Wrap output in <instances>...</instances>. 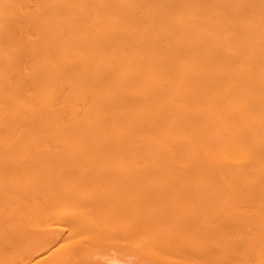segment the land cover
<instances>
[{"label":"bare ground","instance_id":"obj_1","mask_svg":"<svg viewBox=\"0 0 264 264\" xmlns=\"http://www.w3.org/2000/svg\"><path fill=\"white\" fill-rule=\"evenodd\" d=\"M0 264H264V0H0Z\"/></svg>","mask_w":264,"mask_h":264}]
</instances>
